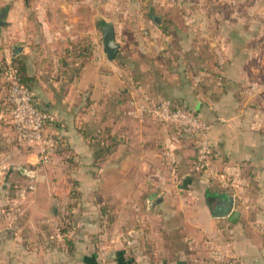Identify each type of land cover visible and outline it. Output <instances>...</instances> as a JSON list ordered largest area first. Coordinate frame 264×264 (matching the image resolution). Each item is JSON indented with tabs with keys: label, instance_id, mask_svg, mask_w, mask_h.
Listing matches in <instances>:
<instances>
[{
	"label": "crops",
	"instance_id": "crops-1",
	"mask_svg": "<svg viewBox=\"0 0 264 264\" xmlns=\"http://www.w3.org/2000/svg\"><path fill=\"white\" fill-rule=\"evenodd\" d=\"M177 9L80 72H47L30 56L32 92L64 145L31 191L35 150L0 136V264H264V22L227 20L213 5L179 23ZM4 13L19 29V11ZM66 28L49 43L98 42L97 25L86 32L72 18ZM8 94L0 75L6 122ZM164 99L212 125V167L225 179L194 173V141L143 113ZM226 196L237 224L221 217Z\"/></svg>",
	"mask_w": 264,
	"mask_h": 264
},
{
	"label": "rangeland",
	"instance_id": "rangeland-1",
	"mask_svg": "<svg viewBox=\"0 0 264 264\" xmlns=\"http://www.w3.org/2000/svg\"><path fill=\"white\" fill-rule=\"evenodd\" d=\"M161 5L164 8L158 7ZM213 5L226 8L224 17L227 20L241 17L246 21L264 22V0H0V13L18 10L20 14V28L6 27L5 35L0 38V56L3 58L0 68L5 72L6 62L11 60L13 63V59H17V65L23 64L30 70L29 59L34 53L43 58L39 63L46 67L47 72L57 70L62 73L70 68L80 70L88 60L94 59L96 51L102 50V28L107 22L114 23L117 42L122 43L124 37L132 33L146 37L143 29L145 25L155 28L156 24L152 19L171 8H178L173 11H176L174 20L181 23L186 19L184 15L192 11L196 13L195 20L201 21L208 15L207 8ZM66 6L70 9L69 12L65 10ZM72 18H79L82 30L86 32L90 30V26L94 29L97 25L98 42L95 44L90 35H86L78 41L62 39L56 46L49 43L50 34L59 33L63 38L68 35L66 25ZM8 21L13 20L8 18ZM45 25H51L54 32L49 28L50 31L46 32ZM15 47L21 48L22 52L13 58ZM126 47L129 49L131 46ZM6 119L5 116L0 119L5 123L1 125L0 136L6 134L12 140L14 137L11 134L14 132L6 124Z\"/></svg>",
	"mask_w": 264,
	"mask_h": 264
},
{
	"label": "built area",
	"instance_id": "built-area-1",
	"mask_svg": "<svg viewBox=\"0 0 264 264\" xmlns=\"http://www.w3.org/2000/svg\"><path fill=\"white\" fill-rule=\"evenodd\" d=\"M4 77L9 88L7 121L18 142L36 152L37 162L30 173L29 185V190L36 191L39 174L56 164L55 157L64 142L50 131L58 123L56 117L38 107L35 95L22 84L18 70L11 60L6 62ZM141 109L154 121L174 126L183 137L194 141V173L206 175L211 179H225L212 167L213 152L208 141L212 125L185 105L170 99L143 105Z\"/></svg>",
	"mask_w": 264,
	"mask_h": 264
},
{
	"label": "water",
	"instance_id": "water-1",
	"mask_svg": "<svg viewBox=\"0 0 264 264\" xmlns=\"http://www.w3.org/2000/svg\"><path fill=\"white\" fill-rule=\"evenodd\" d=\"M8 13L0 14V37L1 29L9 25L6 21ZM103 34V52L104 56L109 60H115L120 51L121 45L117 42V36L115 31V25L113 22H107L102 28ZM22 49L15 47L13 50V58L20 55ZM228 199V205L222 213V218H227L231 224H237L240 220L241 213L234 210V198L232 196H226Z\"/></svg>",
	"mask_w": 264,
	"mask_h": 264
},
{
	"label": "trees",
	"instance_id": "trees-1",
	"mask_svg": "<svg viewBox=\"0 0 264 264\" xmlns=\"http://www.w3.org/2000/svg\"><path fill=\"white\" fill-rule=\"evenodd\" d=\"M85 51V50H84ZM17 59H13V63L14 65L16 66V69L18 70V75H19V78L22 82V84L32 92V84H33V78L29 75V71H28V68L22 64V66H19L17 65L16 63ZM92 60H88V62H86L82 67L84 68L85 66H87L89 63H91ZM82 68V69H83ZM81 71V69L79 70V72ZM4 69L3 68H0V75L1 77L4 76ZM109 150H103L101 151L100 153H98V158H104L107 154H108ZM76 192H72L71 194H74Z\"/></svg>",
	"mask_w": 264,
	"mask_h": 264
}]
</instances>
